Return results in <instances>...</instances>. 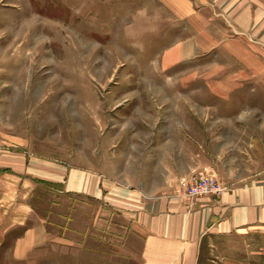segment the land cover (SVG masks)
Here are the masks:
<instances>
[{
    "label": "crops",
    "instance_id": "crops-1",
    "mask_svg": "<svg viewBox=\"0 0 264 264\" xmlns=\"http://www.w3.org/2000/svg\"><path fill=\"white\" fill-rule=\"evenodd\" d=\"M158 1L174 19V44L164 62L236 47L229 58L245 70L264 64V0ZM12 38L0 35V249L24 259L57 241L70 253L69 240L85 239L83 231L92 224L97 246L103 240L109 247L95 255L108 264H200L207 244L264 229V166L256 156L264 137L244 115L252 108L222 114L217 122L223 131H208L199 106L183 104L173 89L168 103L125 105L124 115L116 113L118 120L124 117V128L105 124L100 114L93 137L71 143L61 132L63 146L55 152L53 126L61 104H47L53 92L44 75L40 84L38 78L27 83L38 51H11ZM238 76L240 85L254 82L264 89V72ZM160 91L145 90L148 96ZM71 144L83 162L69 168ZM198 172L222 178L227 191L191 203L174 197L175 184ZM87 206L92 212L81 224Z\"/></svg>",
    "mask_w": 264,
    "mask_h": 264
},
{
    "label": "rangeland",
    "instance_id": "rangeland-1",
    "mask_svg": "<svg viewBox=\"0 0 264 264\" xmlns=\"http://www.w3.org/2000/svg\"><path fill=\"white\" fill-rule=\"evenodd\" d=\"M0 27H6L0 35L13 36L7 44L11 51L29 47L36 49L39 57L44 55L42 59L38 57L37 64L33 63L27 83L34 78L39 84L46 80L44 84L53 92L47 104H53L54 109L61 104L56 107L58 117L53 126L55 152L63 146L61 132L71 138V143L81 142L88 134L93 137L99 120L96 115L100 114L105 124L114 122L116 127L120 122L124 128V117L120 121L116 113L122 111L124 115L125 105L148 99L168 103L173 89L176 95L180 93L183 104L199 106L197 114L208 131H223V125L217 122L219 116L244 106L245 110L252 108L244 115L255 122L253 130L264 137V89L254 82L240 85L238 76L244 71L264 72V64H251L245 70L229 58L233 51L236 53V47L230 51L218 48L193 60L164 62L174 44V19L161 1L0 0ZM154 73L163 75L153 76ZM152 89L162 91L148 96L145 90ZM208 105H214L213 110L206 108ZM258 147L261 150L256 156L264 166V143ZM74 150L76 145L71 144L69 168L83 162L73 156ZM206 174L219 182L220 189L199 197H217L227 191L222 178ZM174 197L192 202L185 195ZM84 210L86 219L80 217L81 224L87 222L92 208ZM71 218L74 226L77 215ZM91 225L83 231L85 239L69 240L73 246L70 253L63 252L66 248L63 250L62 242L57 241L33 250L24 259L0 249V264H108L104 255H95L96 250L107 252L109 247L103 240L97 246ZM200 264H264V229L218 239L214 246L207 244Z\"/></svg>",
    "mask_w": 264,
    "mask_h": 264
},
{
    "label": "built area",
    "instance_id": "built-area-1",
    "mask_svg": "<svg viewBox=\"0 0 264 264\" xmlns=\"http://www.w3.org/2000/svg\"><path fill=\"white\" fill-rule=\"evenodd\" d=\"M185 181L186 180L183 179L179 182V185H177L176 188H173L172 194L174 196L185 195L193 201L196 197L220 189L219 182L213 177H210V175L203 172H198L197 174L190 177L188 179L190 182Z\"/></svg>",
    "mask_w": 264,
    "mask_h": 264
}]
</instances>
